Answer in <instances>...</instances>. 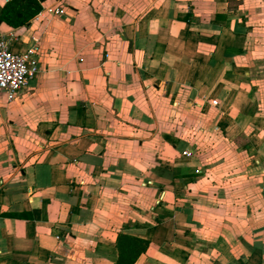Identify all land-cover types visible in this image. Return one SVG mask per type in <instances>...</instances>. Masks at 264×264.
I'll return each mask as SVG.
<instances>
[{
	"label": "crops",
	"instance_id": "obj_1",
	"mask_svg": "<svg viewBox=\"0 0 264 264\" xmlns=\"http://www.w3.org/2000/svg\"><path fill=\"white\" fill-rule=\"evenodd\" d=\"M41 6L0 23L39 48L0 94V264H114L119 233L134 264H264V0Z\"/></svg>",
	"mask_w": 264,
	"mask_h": 264
},
{
	"label": "built area",
	"instance_id": "obj_2",
	"mask_svg": "<svg viewBox=\"0 0 264 264\" xmlns=\"http://www.w3.org/2000/svg\"><path fill=\"white\" fill-rule=\"evenodd\" d=\"M42 14L58 16L62 12L58 8H45L39 17ZM10 38H13L12 34L7 35L0 31V94L7 103L12 102L22 90L26 89L28 82L39 71V48L35 42L20 52H14Z\"/></svg>",
	"mask_w": 264,
	"mask_h": 264
},
{
	"label": "trees",
	"instance_id": "obj_3",
	"mask_svg": "<svg viewBox=\"0 0 264 264\" xmlns=\"http://www.w3.org/2000/svg\"><path fill=\"white\" fill-rule=\"evenodd\" d=\"M42 0H7L0 8V23L11 28L25 26L41 10ZM149 242L119 233L115 240L117 259L114 264H134L148 248Z\"/></svg>",
	"mask_w": 264,
	"mask_h": 264
}]
</instances>
